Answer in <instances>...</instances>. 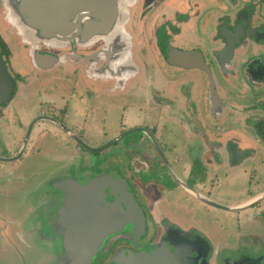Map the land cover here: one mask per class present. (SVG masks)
Segmentation results:
<instances>
[{
    "label": "flooded vegetation",
    "instance_id": "obj_1",
    "mask_svg": "<svg viewBox=\"0 0 264 264\" xmlns=\"http://www.w3.org/2000/svg\"><path fill=\"white\" fill-rule=\"evenodd\" d=\"M123 3L122 19L118 23V29L122 34V41L126 44L122 48V54L116 60H110L107 56L105 51L109 45L104 38H97L86 44H80L75 39L61 45L41 42L38 45V50L41 53L54 54L61 58L60 62L47 69L36 64L31 53L34 45L23 36L7 15L8 24L14 27L18 34H21L22 42L17 46L21 53H16L13 56L9 41L0 32V54L6 71L14 83L11 96L8 100L0 103L1 128L2 124L9 123L23 125L19 118L18 108L12 106L15 101V91L23 88V84H26L31 78L27 74H23L26 73L25 71L35 70L31 74L35 75L39 71L53 70L59 65H64L66 67L64 70L76 78L75 82L78 83L83 94L87 95L84 99L86 105H83L84 101L80 96L75 97L79 98L78 102L76 101L77 112L86 107L85 111L90 113L91 106H88L90 104L88 101L91 102L93 95H89L88 92L91 91L94 94V89L99 88L101 80L111 81L112 78L121 76V78H126L132 72L138 69L142 70L143 64L149 67L150 71L156 72L160 62L162 72L167 77L169 76L168 80L172 82L173 79H176L174 89L176 92H180L178 97L180 95L181 99H188L190 102L184 106L185 104L177 98V94L174 99L175 95H167L168 97L164 98L167 100V109L163 116L166 118L172 116V106L176 105L181 119L183 116L180 113L184 111V115L185 113L193 114L195 119L199 120L196 123V131L198 133L200 131L203 135L205 134V130L201 127L203 122L218 121L223 123L228 121L231 124L251 122L255 128L258 125L257 128L261 132L256 131L255 133L254 131L252 136L248 135L252 137L251 140L253 137L254 139L264 137V107L259 106L264 97V51L262 47H256L264 45V0H125ZM0 16L5 18L2 9H0ZM19 54H22L24 58L15 61L13 57ZM198 60L204 62L206 68L197 66ZM162 64L167 67L164 69ZM174 67L178 69L179 74H174L172 71ZM209 71L214 81L213 86ZM168 80H165L167 84ZM62 102L61 104L64 106L53 104L59 107V114L47 115V113L40 112L37 116L32 115L27 124L25 122L26 136L24 135L21 147H15L17 142L15 139L13 140L14 148L8 149L14 153L0 155V176L9 168L5 163L16 164L17 160L21 158L33 128L39 121H53V117V119L57 118L61 123L63 122L64 124H62L66 127L70 126L69 123H65V115L68 113L64 100ZM77 112L74 115L80 117L82 111ZM43 116L47 118H41ZM37 118L39 120L33 124ZM172 127L174 126L165 127L164 138H167L168 134L169 136L174 134V132H170ZM131 129H137V132L134 134L128 132L123 135L125 131ZM131 129L127 130L126 128L113 138L123 135L112 143L113 149L109 153L102 154L101 150L103 149L101 148L90 150L77 141L85 149L77 145L81 147L80 151L77 150L75 155H72V159L79 158L81 160L82 172L81 176L74 175L73 178H70V183H73L72 179L80 184H85L92 178L109 174L115 178L123 179L124 184L122 183V185L134 199L132 202L129 195L126 198L122 196L118 188L121 183L113 190L114 195H110L109 189L106 188L107 194L99 196L100 205L110 206L113 204L114 218L118 220V223H122L119 230L109 233L103 239L89 264H121L118 261L126 262L125 257L130 255L131 257L145 256V259L137 262L132 261L130 264H247L248 262L264 264V252L257 255L229 253L225 255L226 257H222L220 250L223 244L216 243L215 235L212 237L209 229L203 228L201 223L194 220L184 222L181 219L183 209L181 201L178 200L176 204L171 205L172 203H167L166 200L154 197L159 196L161 188H158V184L161 187H166V185L175 183L172 188L181 186L189 192L184 186L186 185L202 196L214 200L201 190V187L205 188L206 181L197 182L200 185L199 188L194 183L196 181H192V177L182 176L181 169H179L180 173L170 161V155H172L170 152L176 151L178 154H183L182 157L193 158L190 153H192L191 144L194 140L196 142L194 148H196V156H198V158H194L196 162L194 169L201 167V164L206 161L203 157L204 152H209L214 156V153H219L220 149L213 148L212 144L208 147L204 146L200 140L182 137L175 132L177 135H175L177 137L175 144L186 143L189 149L180 152L177 146L169 150L164 144L162 136H158L156 129L149 126ZM143 129L148 130L151 135L145 133ZM181 129L183 130V128ZM212 132L217 136L222 134V130L218 126L212 128ZM77 134L79 138L82 137L79 133ZM70 136L73 138L71 134ZM205 139L210 140L208 137ZM241 140V138L230 139L227 143V153H230L233 158L251 157L253 151L258 150L260 144L264 143L260 139L257 142L258 149L246 146L242 148ZM17 151L19 153L15 155ZM96 151H101L98 158L93 155ZM87 156L93 163L92 165L85 164ZM217 157L218 160L221 159L219 156ZM95 159H100V163L109 159V162L112 161L111 163L114 164L111 170L103 169L99 172L87 170L95 166ZM217 159L215 157V161ZM203 168L202 173L212 181L217 180L219 176L228 175L230 170L229 167L226 169L217 167L216 170H213L206 165ZM167 169H169V174ZM244 171L253 176L257 173L256 166H250L249 170L244 169ZM166 179L167 181H165ZM170 180L174 183H169ZM259 183V181L256 182V189L264 191V188L258 187ZM59 190L60 188H58ZM67 194L66 189L60 190V194L58 192L56 196L58 202L61 198L60 203L55 211L50 210L51 208L48 210L50 219L46 222L39 221L37 215L34 214V209L43 210L42 208L49 204L51 196L49 201L47 199L35 201V206L30 209L34 214L31 219L26 215L22 220H9V224L2 228L6 244L17 246L20 242L15 241L14 238L16 235L20 236V241L27 251L43 254L36 259L35 264H62L68 257L70 248L66 246L65 231L55 232L60 218L59 210L67 200ZM191 194L203 204L216 206L193 193ZM126 201L129 202V205ZM248 208L261 209L255 213H246L247 216H250V219L247 220L251 222L264 220V198ZM232 211L241 212V210ZM142 218L143 224L140 226ZM40 234L44 236L42 239H39ZM238 238L243 244L257 238L256 242L260 240V242H264V227L245 228L243 232L238 233ZM40 242L41 244H39ZM17 248L20 249V247ZM54 259L56 261L52 263Z\"/></svg>",
    "mask_w": 264,
    "mask_h": 264
},
{
    "label": "rangeland",
    "instance_id": "obj_2",
    "mask_svg": "<svg viewBox=\"0 0 264 264\" xmlns=\"http://www.w3.org/2000/svg\"><path fill=\"white\" fill-rule=\"evenodd\" d=\"M0 9L3 10V15L5 16V18L0 16V32L9 41L12 48L11 53L14 56L16 53H21L17 46L21 44L22 37L21 34H18L14 30V27L10 26L6 20L8 10L4 6V0H0ZM13 58L17 61V59L22 60L24 56L19 54ZM162 65L164 69L167 67L165 64ZM65 68L64 65H59L53 70L39 71L35 75H31L35 70L27 72L24 69L26 73L23 74H27L29 78H31L26 84H23V88L15 91V101L12 106L13 108H18L19 118L23 122V125L20 123L2 124V128L0 127V129H2L0 130V155H11L14 153L8 149L14 148L13 140L15 139L17 141L15 147H21L24 141V135L26 134L25 122L27 124L32 115L37 116L40 112L47 113V115L59 114L60 110L57 106H64V104H61L63 103L62 100L65 102V108H67L68 113L65 115V123H70L72 120L70 115L73 116V114L77 112L78 104L76 101L78 102L79 98L75 97L80 96L84 101L87 95L83 94L80 86L75 82L76 78L72 77L69 72H66L64 70ZM172 71L175 75L179 74L176 67H174ZM161 80H163V77L159 78V82ZM112 81L111 83H106L100 86L97 85L99 88L95 89L94 94L91 93V91L88 92L89 95H93L91 102L88 101V103H90L88 106H91V108L97 107V110L95 111L98 112V116L103 120L102 125L107 127V129L114 127L119 128L118 123L123 122L124 119L129 116V111L120 109L123 106H114L110 109L109 103L106 102H112L114 99L113 98L112 101H109L112 98L109 96V100H106L104 96H106L107 93L104 94L102 92L110 90L109 86L112 87L114 84ZM94 95H96V98ZM97 96L101 101L97 99ZM165 97L166 96H164V98ZM127 99L128 97L125 98V101ZM118 102H123V100L118 98ZM83 103V105H86L85 101ZM143 103H146V101H143ZM53 104L57 106H54ZM85 110L86 107L82 110L80 109L77 113L84 111L85 113L83 116L86 117L88 113ZM73 118L75 121L71 122V125L73 124L74 130H76L78 126L80 127L82 121L79 116L74 115ZM55 119L58 122L41 120L35 125L21 158L17 160L16 164H11V162L5 163L9 168L4 171L2 176H0V188L3 190L2 193H0V257L2 256L3 264H35L36 259L43 256L40 252L34 251L31 253L30 251H27V248H25L20 241V236L17 235L14 238L15 241L20 242L17 246L14 247V244L13 246L6 244L2 228L9 224V220H22L26 215L31 219L35 214L39 221H48L50 219L48 210L51 208L50 210L53 209L55 211L61 200V198H59L58 202L56 195H58V192L60 194V190H63V188L61 187L58 191L59 183L56 182L69 180L70 178H73L74 175L79 176L82 172L81 160L79 158L72 159V155H75L82 145L68 135L59 119ZM90 119L91 115L88 120ZM102 125L96 123L92 125L89 124L88 126L92 131H99ZM76 132L83 137H81V139L85 141V143H93L88 142L89 140L84 134H81L77 130ZM251 133H253V130L250 129L249 134L251 135ZM174 134L176 135V133ZM250 138L252 139V137ZM250 138L246 137L241 141V145L253 148L252 144H250L253 140ZM104 140V138L101 139V141H103L100 142L102 145L108 142V140ZM245 140H248L249 143L248 141L245 142ZM95 143L97 144L96 141ZM195 143L196 142L193 140V143L191 144L192 153L190 154L193 158H198V156H196V148H194ZM183 144V142L179 144L180 152H185L189 149L187 144ZM77 145H80L81 147ZM260 145L259 150H257L256 158H243L241 160V167L229 170L228 175L219 176V180L212 181L206 177V175L202 173L204 169V165H202L201 167H195L193 169L192 181L195 180L196 182L194 183H196L199 188L200 185L197 184V182L206 181L205 188L201 187V190L223 205L229 206L233 205V203L244 200L249 195L248 192L257 191L255 190L257 187L256 182H260L258 187L261 189L264 188V143ZM101 151H96L93 155L98 158L97 156ZM18 153L19 151H17L15 155ZM100 162V159H95V166L87 170L93 172H99L103 169L111 170L112 165L114 164L111 163L112 161L109 162V159L104 163ZM174 166L180 172L178 166L175 164ZM250 166H256L257 173L254 174V176L250 173H240L242 168L249 170ZM168 170L169 169H167V173ZM165 181H167V179ZM171 182L174 183L170 180L169 183ZM174 184L166 185V187H161L160 184H158V188H161L159 196L154 197H158L159 200H166L167 203H172L171 205L176 204V201L178 200L181 201L183 204L181 219L184 222L187 220H194L197 223H201L203 228L209 229L210 235L212 237L215 235L216 243L223 244L220 250L222 257H226L225 255H228L229 253H232L233 255H238L240 253L257 255L264 252V242H260L261 240L256 242L258 238L251 239L246 244L241 243L238 238V233L243 232L245 228L255 229L257 226L264 227V220L253 222L247 220L250 219V216H247L246 212H249L248 214L255 213L257 212L256 208L250 209L251 211L241 210V212H237L216 206H209L203 204L181 186L172 188L175 186ZM50 196L51 199L49 201ZM38 199L44 201L47 199L49 204L45 208H42L43 210H36L35 208L34 214H32L30 209L35 206V201ZM161 203L163 204V202ZM43 237L44 236L40 234L39 239H42ZM39 244H41V242ZM17 247H20L21 250ZM55 248L57 250V247ZM57 251L59 252V250ZM55 261L56 259H54L52 263H55Z\"/></svg>",
    "mask_w": 264,
    "mask_h": 264
},
{
    "label": "water",
    "instance_id": "obj_3",
    "mask_svg": "<svg viewBox=\"0 0 264 264\" xmlns=\"http://www.w3.org/2000/svg\"><path fill=\"white\" fill-rule=\"evenodd\" d=\"M125 0H4V6L8 10L9 18L17 26L23 36L34 45L32 56L36 64L41 68H51L61 58L54 54L41 53L38 50L39 43L48 44H66L72 39L80 44H86L97 38H104L108 41L106 54L110 60H116L122 54V48L126 44L122 41L121 31L118 29V23L122 19L121 8ZM197 66L206 68L204 62L197 61ZM210 74V71H209ZM211 84L214 81L209 75ZM13 80L6 71V66L0 54V103L8 100L13 88ZM41 118H47L43 116ZM39 118L33 121V124ZM53 121L58 122L56 119ZM61 123V122H60ZM32 124V125H33ZM62 124V123H61ZM63 125V124H62ZM73 138L89 148L90 150H99L100 147H90L79 136L63 125ZM131 129L123 133L133 131ZM151 135L148 130L143 129ZM29 135V131H28ZM110 140L101 148L111 145L121 136ZM158 146V144H157ZM159 148V147H158ZM70 183L69 180L56 182L59 188L66 189L68 192L67 200L59 210L60 218L55 233L65 231L66 246L70 248L68 257L62 264H89L92 256L97 251L103 239L111 232L119 230L120 224L114 218V207L112 205H100L99 196L106 195V188L109 194L114 195L113 190L118 186L123 197L130 196L132 202L134 199L125 190L123 179L115 178L109 174H104L92 178L85 184L77 181ZM121 186V189H120ZM189 192L206 200L212 205L220 206L229 210H239L250 206L262 198L264 191L254 199L240 206L222 205L210 198L202 196L196 190L184 185ZM103 199V198H102ZM129 205V202L126 201ZM126 204V205H127ZM143 224L140 223V226ZM126 262L121 264H130L132 261L145 259L144 255L135 257L126 256ZM247 264H255L253 262Z\"/></svg>",
    "mask_w": 264,
    "mask_h": 264
},
{
    "label": "crops",
    "instance_id": "obj_4",
    "mask_svg": "<svg viewBox=\"0 0 264 264\" xmlns=\"http://www.w3.org/2000/svg\"><path fill=\"white\" fill-rule=\"evenodd\" d=\"M256 47L257 48L262 47L264 51V45L256 46ZM159 63H158V70L156 72L150 71L149 67L143 64L144 68L142 70L138 69L135 72H132V74H130L126 78H121L122 76L115 78V79L112 78L113 81L112 80L111 81L114 84L112 87L109 86L110 90L102 91L104 94L107 93V95L104 96L106 100L109 98V96L112 97L111 100L108 99L109 101H112V99L114 98L112 102L106 101L107 103H109L110 109H112V107L114 106L116 107L123 106L120 109L124 111L125 110L129 111V116H127L128 118L126 117L123 122L118 123L119 128L114 127V128L107 129V127L103 126L102 125L103 120H101V118L98 116V112L95 111L97 110V107H96V108H91L90 113H88L86 117L83 116L85 112L84 111L82 112V115L80 116V120L82 122L80 123V127L78 126L76 130L79 131L81 134H84L86 138L89 140L88 142H93L89 144L90 146L101 148L102 144L100 142H103L101 141L102 138L105 139L104 141L108 140L109 142L117 134H119L122 130L126 128L131 129L134 127L149 126L150 128L157 130L158 136L160 137L162 136L166 147L169 150H172L173 148H176L177 146L179 147V145L175 144V142H177V138L175 137V134L171 136H169L168 134L167 138L163 137V131L165 130V127L168 125H172L174 127L171 128L172 130L170 132H174V133L176 132L178 135H181L182 137L186 136V137L195 139L196 141L200 140L202 145L204 146L208 147V145L212 144L213 148H216L218 150L220 149L219 153L218 152L214 153V156L216 157V159L218 158L217 156H219L221 158L220 160L217 159V161H215V157L211 153L204 152L205 154L203 157L205 158L206 161H204L205 163L203 162L201 165H206L208 168H211L213 170H216L217 167L221 169L223 168L226 169V167H229L230 170H234V169L241 167L242 166L241 160L243 158H247V156H241L240 158H236V157L233 158L230 153H227V143L230 139L241 138L242 139L241 141H243L246 137L250 138V135H248L250 129L253 130V133L254 131L255 132L258 131V133L261 132L260 129L257 128L258 125H256V128H257L256 129L251 122L249 123L247 122L238 123L237 122L235 124H231L228 121H224L223 123L218 122V121L214 123L212 122L204 123L203 122V124L201 125V127H203V129L205 130V134L203 135V133H201L200 131L199 133L196 131V123H198L199 120L197 121L195 117L193 116V114L188 115V113H185L184 115L183 114L184 111L180 113L183 116L181 119L179 117V111H177L176 105L172 106L173 107L171 111L172 116H167L168 118H166L165 116H163V113L167 109V102H166L167 100L163 99L164 96L175 95V97L173 96V99H174L176 98V94H177V98L180 99V101H182V103L185 104L184 106H186V104L190 102L188 99L187 100L181 99L182 96L180 95L178 97V93L180 92L179 91L176 92V90L174 89V87H176V79H173L174 81L172 82L169 81L168 80L169 76L167 77L162 72L161 70L162 66ZM162 77H163V80L159 82V78H162ZM166 79L169 82L168 84L165 82ZM111 81L101 80L100 85L111 83ZM124 97L125 98L128 97V99L125 101ZM118 98L123 100V102H118ZM97 99H98V96H97ZM262 99H263V102L259 106L264 107V97ZM98 100L101 101L100 99ZM143 101H146L147 104L143 103ZM90 115H91V119L88 120ZM73 117H74V114L73 116L71 115L70 118L72 120L69 123L70 126H68L67 128H69L70 130H72V132L77 134L76 130H74V125L73 124L71 125V122L75 121ZM207 121L209 120L207 119ZM96 123H100L102 126L99 129V131H92V129H90L88 125L89 124L92 125ZM85 126H86V129H85ZM215 126H218L221 128L222 134H219L218 136L217 134H213L212 128H214ZM181 128H183V130ZM136 132H137V129L129 133L134 134ZM67 133L70 136L69 132ZM253 133H251V136L253 135ZM206 137H208L210 140L205 139ZM260 139L264 141L263 136H261ZM260 139H257V138L254 139L253 137V142L250 143L253 146L252 149L254 148L258 149L259 146L257 147V142ZM95 141L97 142V144L95 143ZM247 141L248 140H245V142ZM183 145H186V143H184ZM242 148H245V146H242ZM101 149H103L101 153L105 154V153H109L110 151H112L113 146L111 144ZM78 151H80V148L78 149ZM253 152L254 153L252 154V156L248 158L253 159L257 157V150H254ZM170 154H172L170 155V161L172 160L173 163L176 164L179 169H181L182 173L184 174L182 176L192 177V170H193L194 164L196 163L194 158H190V157L186 158L184 156L182 157L183 154H178L176 153V151H171ZM236 159L237 161H235ZM85 164L86 165L93 164L92 162H90V159L88 156H87V162ZM243 170L244 168L241 169L240 173L247 174L245 171L243 172ZM256 190L257 191L255 192H248L249 195L244 200L237 202V203H233V205L231 206H240L254 199L255 197L259 196L263 192L260 189H256ZM2 191L3 190L0 188V193H2ZM250 209L251 208H248L247 206L239 210L251 211ZM256 209L258 212L261 208H256ZM246 213H249V212H246ZM1 257H0V264H3Z\"/></svg>",
    "mask_w": 264,
    "mask_h": 264
}]
</instances>
